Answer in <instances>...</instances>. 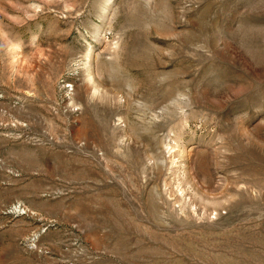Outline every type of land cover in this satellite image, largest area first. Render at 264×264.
<instances>
[{"label":"rangeland","instance_id":"1","mask_svg":"<svg viewBox=\"0 0 264 264\" xmlns=\"http://www.w3.org/2000/svg\"><path fill=\"white\" fill-rule=\"evenodd\" d=\"M0 264H264V0H0Z\"/></svg>","mask_w":264,"mask_h":264}]
</instances>
